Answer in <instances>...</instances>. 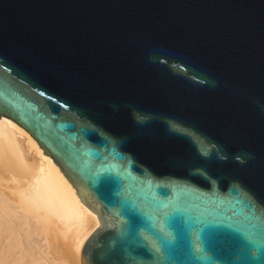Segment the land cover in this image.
Here are the masks:
<instances>
[{
	"label": "water",
	"instance_id": "1",
	"mask_svg": "<svg viewBox=\"0 0 264 264\" xmlns=\"http://www.w3.org/2000/svg\"><path fill=\"white\" fill-rule=\"evenodd\" d=\"M98 214L82 264H264V0H0V117Z\"/></svg>",
	"mask_w": 264,
	"mask_h": 264
},
{
	"label": "bare ground",
	"instance_id": "2",
	"mask_svg": "<svg viewBox=\"0 0 264 264\" xmlns=\"http://www.w3.org/2000/svg\"><path fill=\"white\" fill-rule=\"evenodd\" d=\"M76 192L25 128L0 117V264H82L100 220Z\"/></svg>",
	"mask_w": 264,
	"mask_h": 264
},
{
	"label": "rangeland",
	"instance_id": "3",
	"mask_svg": "<svg viewBox=\"0 0 264 264\" xmlns=\"http://www.w3.org/2000/svg\"><path fill=\"white\" fill-rule=\"evenodd\" d=\"M53 244V243H52ZM57 244V243H54ZM58 245V244H57ZM55 246V245H54ZM72 260H70V262H68V259L65 261V264H73V262H71Z\"/></svg>",
	"mask_w": 264,
	"mask_h": 264
}]
</instances>
